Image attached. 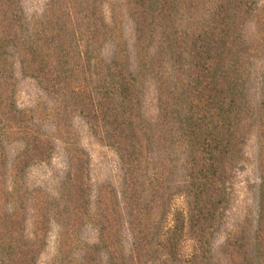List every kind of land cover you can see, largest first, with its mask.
Here are the masks:
<instances>
[{
    "label": "trees",
    "instance_id": "trees-1",
    "mask_svg": "<svg viewBox=\"0 0 264 264\" xmlns=\"http://www.w3.org/2000/svg\"><path fill=\"white\" fill-rule=\"evenodd\" d=\"M251 141L256 207L217 244ZM52 234L47 264H264V5L0 0V264Z\"/></svg>",
    "mask_w": 264,
    "mask_h": 264
},
{
    "label": "rangeland",
    "instance_id": "rangeland-1",
    "mask_svg": "<svg viewBox=\"0 0 264 264\" xmlns=\"http://www.w3.org/2000/svg\"><path fill=\"white\" fill-rule=\"evenodd\" d=\"M260 5H264V0H258ZM44 0H26V7L29 11H34L40 8ZM40 96V91L30 80H24L21 83L18 102L21 107L31 106L37 98ZM83 144L89 149L95 158L96 162H105L109 166L114 165L115 157L112 151L102 148L95 144L89 137L84 136ZM247 154L249 157V163L246 168L240 173L238 183L236 186V200L229 213L227 223L223 228L220 239L217 244H220L228 231L232 230L235 225L243 220L245 216L252 213L256 207L257 202V189H258V174L256 171V144L251 141L247 147ZM52 167L60 169L62 167V161L57 158L53 161ZM44 169H38L34 172V175H40L44 172ZM56 235L52 234L50 238L49 246L42 256L40 264H47L55 253Z\"/></svg>",
    "mask_w": 264,
    "mask_h": 264
}]
</instances>
